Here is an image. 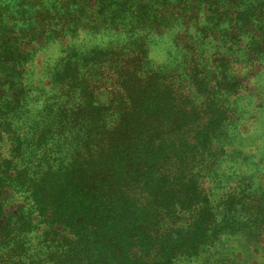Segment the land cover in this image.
Listing matches in <instances>:
<instances>
[{"label": "trees", "instance_id": "obj_1", "mask_svg": "<svg viewBox=\"0 0 264 264\" xmlns=\"http://www.w3.org/2000/svg\"><path fill=\"white\" fill-rule=\"evenodd\" d=\"M169 30L210 96H240L264 69V0H0V264H177L236 230L204 183L223 119L189 96L173 105L154 69L151 42ZM104 33L105 47L73 43ZM53 42L50 84L33 87L28 66ZM112 64L116 78L94 77ZM97 80L105 106L86 92ZM44 90L45 122L26 101Z\"/></svg>", "mask_w": 264, "mask_h": 264}, {"label": "rangeland", "instance_id": "obj_2", "mask_svg": "<svg viewBox=\"0 0 264 264\" xmlns=\"http://www.w3.org/2000/svg\"><path fill=\"white\" fill-rule=\"evenodd\" d=\"M176 29L175 27L172 30L176 31ZM173 33L169 30L159 34V37L151 42V59L156 60L155 64H152L164 80L161 83L164 85L171 83L168 84V88L171 90L169 92L173 105L176 99L184 102L183 97L189 96L202 101L198 109L206 107L205 114L216 112V115L213 114L216 119H211V125L218 120L219 116L223 119L225 128L222 126L221 129L218 122L214 130L219 132V128L221 129L218 142L221 141L224 146L220 148L219 144H214L216 151L208 152L203 158V170L207 176L204 183L207 188H214L210 190L211 195L217 193L213 197L219 196L215 199L216 202L220 201L218 210L232 211L235 217L234 223H236L230 226L236 230L224 233L219 242L209 251L201 253L193 261H178L177 264H264V69L255 80L249 83L243 80L242 88L239 90L237 87L238 92L241 95L244 94L243 96H210L214 81L206 80L204 73L198 71L194 64L183 66L181 63L178 64L176 59L178 50L173 44ZM115 38L105 33L81 34L73 40V43L83 48L105 47L108 40L114 42ZM61 46L60 43L53 42L37 51L33 62L28 66L26 79L30 85L36 87L50 84V68L62 54ZM235 62L234 66H238L236 72H239V69L244 66L234 60ZM254 65V69L258 71L256 64ZM105 68L107 69L101 67L95 71V74L94 72L91 74L96 77L100 71H104L112 75V78L117 77L114 74L116 65L112 64L111 67ZM129 68L133 69L131 66ZM184 74H189L190 78L185 77ZM87 84L86 92L93 91L95 98L98 99L100 94L104 95L99 98V101L105 106L106 96L110 95L109 80H97ZM62 87L64 92L65 85ZM150 92L153 95L160 92L159 86L156 85V89L153 88ZM49 97V91L44 90L41 93L33 91L32 95L26 98L33 111L32 114L39 113L44 122L51 120L52 112L46 106ZM85 112L94 113L96 109L87 108ZM84 116L83 113L80 124L87 125L86 128L89 129L93 124L88 125V122L83 119ZM226 121L232 125L229 128L230 131L226 129ZM35 137V133L29 135L30 140H34ZM226 215H231V212ZM31 245L33 244L29 247ZM61 259L62 257H57L53 261L49 260V264H60L58 260Z\"/></svg>", "mask_w": 264, "mask_h": 264}]
</instances>
